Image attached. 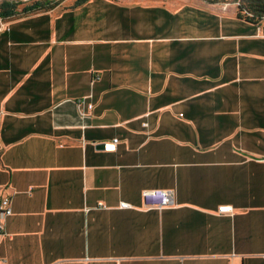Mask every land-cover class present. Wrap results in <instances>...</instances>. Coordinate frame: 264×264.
Segmentation results:
<instances>
[{"label": "crops", "instance_id": "crops-1", "mask_svg": "<svg viewBox=\"0 0 264 264\" xmlns=\"http://www.w3.org/2000/svg\"><path fill=\"white\" fill-rule=\"evenodd\" d=\"M70 5L0 24V264H264V21Z\"/></svg>", "mask_w": 264, "mask_h": 264}, {"label": "trees", "instance_id": "trees-1", "mask_svg": "<svg viewBox=\"0 0 264 264\" xmlns=\"http://www.w3.org/2000/svg\"><path fill=\"white\" fill-rule=\"evenodd\" d=\"M88 0H73L68 9H75ZM208 4H235L236 17L240 21L259 25L264 21V0H201ZM60 0H0V24L25 17L36 12H45L58 7Z\"/></svg>", "mask_w": 264, "mask_h": 264}, {"label": "built area", "instance_id": "built-area-1", "mask_svg": "<svg viewBox=\"0 0 264 264\" xmlns=\"http://www.w3.org/2000/svg\"><path fill=\"white\" fill-rule=\"evenodd\" d=\"M87 108H91V105H87ZM113 144L116 143L117 139L113 140ZM106 147V145H105ZM112 147V144H111ZM107 149V147H106ZM142 199L144 204L148 207H156L158 209H162L166 206H169L173 203V193L171 190H162V189H144L141 192ZM99 207H104L102 203H98ZM119 208L127 209L130 208L131 205L126 202H119ZM217 210L219 213H230L232 212V208L230 206H218ZM11 212V208L9 206V200L7 198L0 199V217H4L9 215ZM0 224V229H1Z\"/></svg>", "mask_w": 264, "mask_h": 264}, {"label": "rangeland", "instance_id": "rangeland-1", "mask_svg": "<svg viewBox=\"0 0 264 264\" xmlns=\"http://www.w3.org/2000/svg\"><path fill=\"white\" fill-rule=\"evenodd\" d=\"M25 2H27L28 0H24ZM61 4L63 5H70L72 3L73 0H60Z\"/></svg>", "mask_w": 264, "mask_h": 264}]
</instances>
